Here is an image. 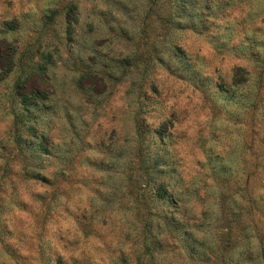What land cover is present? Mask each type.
Listing matches in <instances>:
<instances>
[{
    "label": "rangeland",
    "instance_id": "obj_1",
    "mask_svg": "<svg viewBox=\"0 0 264 264\" xmlns=\"http://www.w3.org/2000/svg\"><path fill=\"white\" fill-rule=\"evenodd\" d=\"M104 2L107 11L93 14L112 40H95L92 60L102 57L107 63L99 67L105 70H83L72 84L87 97L90 110L111 111L134 96L133 122L145 116L160 121L148 126L154 154L163 156L174 143L170 121L178 117L162 111L155 84L147 93L134 77L144 79L158 64L197 87L200 58L207 52L214 60L232 55L248 61L256 73L255 90H249L246 69L231 76L226 70L217 77L218 86L197 89L205 98L186 150L197 169L206 171L191 188H183L180 169L167 165H153L160 173L153 177L140 155L146 137L139 132L134 160L131 148L109 143L115 130L107 140L103 128L85 133L89 125L81 118L68 120L69 132L53 122L57 113L52 111L36 121L38 143L31 140L37 135L33 128L27 140L22 133L0 140V264H154L156 253L165 252L160 242L165 233L180 238L170 249L182 248L185 264H264V40L248 34L240 17L247 6L232 0ZM76 10L65 6L69 28ZM59 14L49 8L47 22ZM85 31L97 34L93 24ZM19 39L17 21L0 23V82L11 84L19 72L15 88L25 104L43 105L51 88L42 69L53 51L37 63L14 46ZM109 42L112 53H101ZM87 135L93 143H87ZM67 136L60 143L53 139ZM197 169L188 183L201 176ZM140 181L147 193L138 191ZM182 191L195 194L190 215L182 208ZM173 262L165 256L164 264Z\"/></svg>",
    "mask_w": 264,
    "mask_h": 264
},
{
    "label": "clouds",
    "instance_id": "obj_2",
    "mask_svg": "<svg viewBox=\"0 0 264 264\" xmlns=\"http://www.w3.org/2000/svg\"><path fill=\"white\" fill-rule=\"evenodd\" d=\"M232 2L234 5L240 4L241 7L247 6V11L240 13V17L247 23L248 34H257L261 40H264V0H244V4H241V0H232ZM73 5L77 10L73 14L74 22L69 28L66 23L65 6ZM49 8L60 10L59 16L53 23L47 22L46 14ZM100 10L107 11L104 0H0V23L17 21L20 39L14 46L26 58H35L39 63L43 54L50 49L53 51L51 62L45 64L42 69L47 74L48 85L51 88L50 96L46 99L45 104L39 106L25 104L23 95L15 88L19 81V72L11 78V84L0 82V140L20 133L24 134L27 140L28 130L33 128L36 129L37 135L31 140L33 143H38L41 134L36 128V121L41 119L42 112L57 113L51 119L58 127L69 132L68 120L74 119L78 122L83 118L89 125L87 129H83L85 133L103 128L107 140V137L111 136L112 131L115 130L116 136L109 143H112L115 149L128 150L131 148L133 150L132 160L135 159V149L140 142V137L137 135L139 132L140 136L146 137L145 147L140 155L148 162L153 177L160 175L159 170L153 167L158 163L161 166L167 165L168 169H180L184 176L183 188H191L194 184L198 185L206 169H197L192 155L186 150L187 144L193 142L191 128L194 120L198 118L201 102L205 98L197 89H206L209 85L218 86L220 81L217 77L226 74V70L227 74L231 76L235 75L237 69H246L250 74L249 90L254 91L256 81V73L253 72L254 66L248 61L237 59L232 55L214 60L208 57L205 52L200 58L201 74L196 82L197 87H193L188 82L189 77L177 79L158 64L155 66V71L149 69L144 74V79L140 76L134 77L136 85L139 87L143 84L147 93H150L152 85L155 84L162 93V111L173 112L178 117V120L170 121L173 126L169 128V131L175 134L174 143L163 156L154 154L147 140L152 132V128L148 126L155 127L160 121L145 116L137 117L133 122L134 96L124 97L119 105L112 106L111 111L106 109L90 110V106L85 103L87 97L72 84V81L83 70L89 68L96 71L105 70L99 67V65L107 63L102 57L99 61L92 60L94 41L112 40L106 30H100L99 20L93 14ZM88 24L95 25L96 35L88 36L86 34L85 29ZM99 51L111 54L113 51L111 42L105 43ZM108 67L110 68L111 65L109 64ZM110 91H112L111 88ZM119 95L123 96V91ZM149 98H151L150 95ZM122 131L124 135L121 134ZM64 138L70 139L71 137H53L56 143H60ZM86 141L93 143L94 137L87 135ZM198 159L207 165L208 161L204 156L201 155ZM3 163L4 161L0 160V165ZM13 167L17 172L21 171L18 164ZM192 169L201 171V176L193 180L192 183H188L192 177L196 176V172ZM155 182L154 178L153 183ZM140 184L141 188L138 191L147 193L148 189L143 187V181H140ZM181 196L183 199L182 208L190 215L195 194L182 191ZM160 242L164 245L165 252L156 253L154 264H164L165 256L174 257L173 264H185L186 257L183 249L177 247L174 252L170 249V245H179V237L176 240H171L165 233L161 235Z\"/></svg>",
    "mask_w": 264,
    "mask_h": 264
}]
</instances>
